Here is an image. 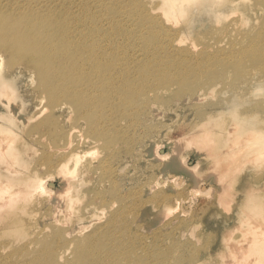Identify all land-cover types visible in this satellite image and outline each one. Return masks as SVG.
I'll return each mask as SVG.
<instances>
[{
  "label": "rangeland",
  "instance_id": "374dc122",
  "mask_svg": "<svg viewBox=\"0 0 264 264\" xmlns=\"http://www.w3.org/2000/svg\"><path fill=\"white\" fill-rule=\"evenodd\" d=\"M172 2L168 14L164 0H0L1 30L21 27L23 40L39 42L52 55L60 48L57 38L62 40V58L45 68L59 63L64 85L77 82L75 88L85 87L88 96H106V115L85 118L72 96L62 94L52 103L37 88V75L20 59L9 65L7 53L0 51V75L9 80L3 90L12 94L3 103L6 122L0 121L5 146L0 183L11 188L0 198L2 204L11 199L0 213V264H71L78 257L91 260L87 264H220L212 258L220 237L213 229L225 219L222 206H234L238 196L222 194V182L210 188L203 180L206 167L198 153L204 145L193 143L192 135L216 114L215 128L225 135L238 109L236 98L242 97L240 106L264 103V73L253 58L264 53V33L253 34L264 15L253 0ZM55 27L62 30L60 38ZM69 49L76 52L70 60ZM75 99L82 103L85 97ZM62 102L67 104L60 107ZM94 112L97 116L101 109ZM78 129L80 137L73 133ZM82 137L98 139L91 151L97 158L109 155L113 180L96 183L101 169L73 172L71 161L64 177L47 169L49 162H64L61 150L74 151ZM158 148L165 153L164 170L152 155ZM35 170L37 181L14 189V178ZM250 170L238 169L233 177ZM130 175L141 181L144 192L160 179L156 195L173 206L162 221L132 208L138 184L131 185ZM39 179L54 181L59 193L65 189L62 204L39 190ZM259 184L254 192L261 195L258 207L264 211ZM111 189L121 196L101 197ZM99 207L105 214L116 211L112 223L90 219ZM98 222L97 249L84 256L82 236ZM195 226L200 233H189ZM232 228L226 236L238 240L241 232ZM258 261L264 264V251Z\"/></svg>",
  "mask_w": 264,
  "mask_h": 264
},
{
  "label": "bare ground",
  "instance_id": "6f19581e",
  "mask_svg": "<svg viewBox=\"0 0 264 264\" xmlns=\"http://www.w3.org/2000/svg\"><path fill=\"white\" fill-rule=\"evenodd\" d=\"M164 1L166 3L164 9L165 12L168 13L174 8V2H172L173 0ZM253 4L257 6L264 15V0H253ZM13 26L14 25L10 26V29L6 27L3 30L0 29V51L2 53L3 51L7 53V56L9 57V65L14 63L15 60L20 59L25 70H27L30 74L35 73L37 75V88L46 92L49 96V100L52 103L56 102L57 98L62 96V94L65 95L67 93L74 98L72 102L79 104L78 110L81 111L80 113L83 114L85 118L97 120L99 118H103L102 115H106L102 114V112L105 110L104 102L106 101V96L104 93L100 92L94 94L93 96H88L87 92L85 91V87L80 86L78 89L75 88L77 82H73L74 86L70 84L64 85L60 81L61 78L59 77V63L54 66L52 70L45 68V64L57 62L62 58V50L65 48V44L62 42V40L60 41L57 38L56 41H59L60 48L58 53L55 55L47 54L45 53L44 48L40 46L39 42H36L33 39L23 40L21 37L22 28L16 27L12 29L11 27ZM55 32L60 38L62 35V30L58 27H55ZM260 33H264V21L256 28L253 34L259 36ZM54 44L55 43H53V45ZM255 44L257 45L258 42H255ZM259 53L261 56L257 55L256 52L254 53L253 58L257 63H259V65L255 66H258L260 72L264 73V53ZM74 54H76V52L69 49L67 51L68 60H70ZM37 69L40 71H37ZM51 74L54 77H50ZM8 81V77H3L0 75V121L2 122H6V119L3 117L6 112V108L3 106V103L9 102L12 98L11 92L3 90V87H9ZM104 87L108 88L107 85ZM78 90L80 97H85V99H82V103L77 102L75 99V97H78L79 94L74 96L75 92ZM125 90L126 89H124V91ZM16 97H18V94L14 95V100H16ZM241 99L242 97L236 98L237 102L235 104L238 109L235 110V113L232 115L233 120L228 126V131L225 135L219 133L215 128V123L220 119L219 114L208 116L207 121L201 125L202 127H200L196 133L192 135L193 143L204 145V147L200 148L201 152L198 153L201 154V164L206 167L203 180H206L211 184L210 188H212V185L219 187L220 182H222V194L238 196V202L234 206L228 205L231 208H228L226 205L222 206L221 209L225 214V219L223 222H219L213 229L214 232L218 231L220 237L216 245L213 247L214 250L212 252V258H214V255L218 257L216 259H219L220 264H234V262L235 264H260L258 261V254L264 251V211L258 207L259 204H261L262 199H260V194H256L254 192L256 186L259 183L260 186L264 187V181L261 183L264 179V103L261 102L258 104V107L256 105L253 106L254 104L249 107H247V105L240 106ZM16 102L14 101V103ZM116 103H118V101ZM66 104L62 102L59 104V106L63 107ZM96 108L101 109V113L97 116L94 112V109ZM16 121L17 120H14V124ZM243 123L244 126L242 125ZM240 125L243 127V129H240ZM73 133L75 136H81L79 129L73 130ZM186 138L190 137L188 136ZM97 141L98 139L82 137L74 151L67 153L64 150H61L60 153L58 152L60 156L63 157L64 162H60L59 160L56 162H49L47 164V169L49 171L58 170L59 174L64 177L69 173L67 166L68 162L71 161L73 162V172L77 170L96 172L98 169H101L102 172H99V176L95 179L96 183L103 184L110 179L113 180V176L108 168L109 166L107 165V158L109 155L105 153L104 155L97 158L91 151L92 147L97 145ZM102 147L104 151H107L109 148L108 144H103ZM172 148L173 149H171V152H175L177 149L174 144H172ZM4 151L5 146L4 144L0 143V160H2L4 157ZM25 151H27V148H25ZM152 155L160 162L159 165L162 167L160 170H164L165 167H168V165H166V161H164L165 153L162 148L153 149ZM246 167L251 168V170L249 172H245L243 176L235 180L233 177V172ZM189 171H191V169ZM132 178L133 177L130 175V180ZM37 180L38 175L36 174V170L31 172L25 178H14V189L20 187H23L24 189L27 184ZM131 181V185L133 187L138 184L136 187V200L133 202L132 208H137L140 212L146 210L152 215L154 221H162L163 218H165L171 211L173 206L168 205L167 200L164 199V197L159 198L156 195L158 189L157 186L160 182V179L158 178L157 182H153L150 185L151 188L146 189L145 192L143 191L142 183L138 178H133ZM171 181L172 183H176V178H172ZM52 182L46 179H39V190L41 192L47 193L52 202H58L57 204H62L63 197L61 195L65 189L59 193L54 188L55 184L53 185ZM195 182H197V180ZM198 184L200 185V183ZM235 186L237 187L235 188ZM153 187H155L156 190H153ZM203 190L205 191V188H203ZM10 192L11 188L6 183H0V198ZM129 193L134 194V191ZM104 195L114 197L121 196V193L117 191V189H111L105 194H102L101 197H104ZM7 201L11 202V199L8 198ZM7 201L4 204L0 202V213L7 206ZM214 205L217 204L214 203ZM216 208L217 207H215V212ZM104 212L105 209L99 207V211L97 213L93 212L92 214L94 216H92L90 219L98 221L102 218H106V223H112L115 219L116 211H110L106 214ZM211 213L209 218L213 216ZM205 224H207V222ZM176 225L174 226H180ZM170 226L172 227V225ZM94 227L95 230L93 232H88L83 236L82 232H80L82 236L81 245H84L85 248L82 250L86 251L84 256L88 254V251L97 249V246L93 244L96 243L95 239L98 231L102 227V223H95ZM130 227L131 225H128L127 230H130ZM223 227L225 228L222 230ZM228 228L229 230L230 228L239 230L241 232L240 238L238 240L228 238L226 236L228 233ZM188 232L191 234L200 233L197 231V226L188 230ZM232 253L236 254L235 258L229 255ZM146 256L147 255L145 253L144 260L146 259ZM67 261L68 263L70 262V260ZM86 262L90 263L91 260ZM86 262H84L82 258L78 257L74 259L71 264H87Z\"/></svg>",
  "mask_w": 264,
  "mask_h": 264
}]
</instances>
